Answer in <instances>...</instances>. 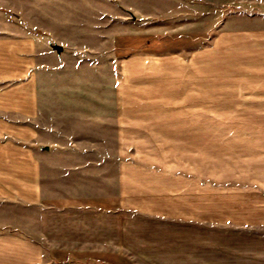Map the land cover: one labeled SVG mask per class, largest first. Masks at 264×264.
Here are the masks:
<instances>
[{
    "label": "rangeland",
    "instance_id": "rangeland-1",
    "mask_svg": "<svg viewBox=\"0 0 264 264\" xmlns=\"http://www.w3.org/2000/svg\"><path fill=\"white\" fill-rule=\"evenodd\" d=\"M261 23L264 0H0V31L37 34L45 43L36 70L40 134L49 151L42 160L44 183L54 181L56 195L84 196L88 203L100 199L103 208L111 207L122 176L143 190L140 198L122 200L118 208L120 224H133L129 239L135 244L129 248L133 253L127 252L128 264H264V226L220 221L232 218L234 199L228 190L257 185L250 175L264 168L257 136L230 133L254 127L256 120L239 118L222 92L215 102H207L206 86L199 89L197 120L181 119L174 66H151L138 73L133 66H121L138 50L172 55L190 34L201 48L224 30ZM136 99L149 100L145 122L150 133H119L124 129L118 124L117 131L115 112H132ZM191 126L200 130V180L215 188L210 253L195 262L175 253L174 232L163 229L176 222L180 209H189L188 193L182 200L175 197L173 175L189 172L190 135L180 128ZM239 174L246 182L237 179ZM205 197L200 193L199 209L206 214ZM255 211L252 207L245 213ZM221 230L262 239H223Z\"/></svg>",
    "mask_w": 264,
    "mask_h": 264
},
{
    "label": "crops",
    "instance_id": "crops-1",
    "mask_svg": "<svg viewBox=\"0 0 264 264\" xmlns=\"http://www.w3.org/2000/svg\"><path fill=\"white\" fill-rule=\"evenodd\" d=\"M190 36L172 55L155 56L138 50L121 66L127 70L133 66L134 73L151 66H174L175 104L181 119L197 120L200 88H208L211 99L207 102H215V95L222 92L224 102L237 105L234 108L239 118L256 120L254 127H238L230 133L256 135L255 141L264 152V23L224 30L201 48ZM43 48L40 35L0 31V264H128L127 252L134 251L129 248L135 244L133 237L129 239L133 224H120L118 208L122 200L140 198L142 189L134 188L122 176L121 189L112 197L111 207L103 208L100 199L92 198L88 203L84 196L56 195L54 181L44 183L42 160L49 151L40 134L36 76ZM148 101L136 99L134 104L138 105L132 112L128 108L115 112L117 131L118 124L124 129L119 133H150L149 123L145 122L151 112ZM143 104L147 106L141 107ZM180 129L181 134L190 135L194 154L189 172L173 175L175 197L182 200L188 193L189 209H180L176 222L163 229L173 230L175 253L195 262L199 257L208 258L210 253L215 188L209 180H200L198 126ZM257 170L250 175L257 185L228 190V197L234 199L232 218L220 221L264 226V168ZM236 177L246 182L243 176ZM200 193L206 194L202 203L206 214L199 209ZM247 197L251 205H246ZM255 198L258 200L252 202ZM252 207L258 210L256 214L245 213ZM220 232L223 239H262L243 232Z\"/></svg>",
    "mask_w": 264,
    "mask_h": 264
},
{
    "label": "water",
    "instance_id": "water-1",
    "mask_svg": "<svg viewBox=\"0 0 264 264\" xmlns=\"http://www.w3.org/2000/svg\"><path fill=\"white\" fill-rule=\"evenodd\" d=\"M53 47L57 50L60 51L62 48L59 45H53Z\"/></svg>",
    "mask_w": 264,
    "mask_h": 264
}]
</instances>
